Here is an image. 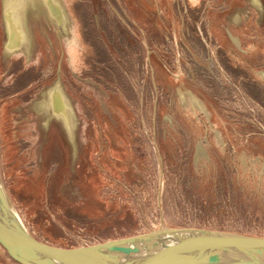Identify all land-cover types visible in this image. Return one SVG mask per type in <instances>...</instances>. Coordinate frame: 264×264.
Returning a JSON list of instances; mask_svg holds the SVG:
<instances>
[{
  "label": "rangeland",
  "instance_id": "rangeland-1",
  "mask_svg": "<svg viewBox=\"0 0 264 264\" xmlns=\"http://www.w3.org/2000/svg\"><path fill=\"white\" fill-rule=\"evenodd\" d=\"M60 2L67 36L36 5L27 57L4 53L0 0V179L27 231L61 248L173 228L264 237V105L245 88L264 96V11L250 0ZM58 82L79 122L76 156L62 122L47 130L34 108ZM0 264H15L2 248Z\"/></svg>",
  "mask_w": 264,
  "mask_h": 264
},
{
  "label": "water",
  "instance_id": "water-1",
  "mask_svg": "<svg viewBox=\"0 0 264 264\" xmlns=\"http://www.w3.org/2000/svg\"><path fill=\"white\" fill-rule=\"evenodd\" d=\"M10 203L0 179V248L16 264H264V237L198 228L56 247L32 236Z\"/></svg>",
  "mask_w": 264,
  "mask_h": 264
},
{
  "label": "bare ground",
  "instance_id": "bare-ground-1",
  "mask_svg": "<svg viewBox=\"0 0 264 264\" xmlns=\"http://www.w3.org/2000/svg\"><path fill=\"white\" fill-rule=\"evenodd\" d=\"M250 3L262 11L261 0H250ZM39 4L45 7L49 17L60 32L67 36L69 20L60 0H3V22L6 35L4 50L7 55L22 52L27 57L30 56L29 13L35 10L36 5ZM238 18L239 16L236 17V20ZM35 108L45 117L51 116L62 121L68 128L73 142L72 133L77 126V121L74 117L71 102L60 84H55L46 90L42 94L41 100L35 104ZM10 205L16 218L21 222L13 205L11 203Z\"/></svg>",
  "mask_w": 264,
  "mask_h": 264
},
{
  "label": "trees",
  "instance_id": "trees-1",
  "mask_svg": "<svg viewBox=\"0 0 264 264\" xmlns=\"http://www.w3.org/2000/svg\"><path fill=\"white\" fill-rule=\"evenodd\" d=\"M257 33L261 39L263 51H262V53H260V55H258V56L256 55L255 63L261 64V66H264V26L262 28H259ZM222 62L225 65V67L228 69L230 62L227 59H226V61L223 59ZM231 72L233 75L239 76L240 69L239 68H237L235 70L232 69ZM258 86H259L258 83L249 81L246 83L245 88H246V91L249 95H251L253 98H255L256 100H258L259 102H261L264 105V96L259 92L260 90H259ZM13 263H15V262H13Z\"/></svg>",
  "mask_w": 264,
  "mask_h": 264
},
{
  "label": "crops",
  "instance_id": "crops-1",
  "mask_svg": "<svg viewBox=\"0 0 264 264\" xmlns=\"http://www.w3.org/2000/svg\"><path fill=\"white\" fill-rule=\"evenodd\" d=\"M261 2H262V6H263V9H262V11H260V12H263L264 11V4H263V1L261 0ZM256 8V7H255ZM241 19H242V16H241ZM4 53H5V50H4ZM6 54V53H5ZM7 55V54H6ZM13 55V54H12ZM7 56H11V55H7ZM56 84H60L61 85V87L63 88V90H64V92H65V94L67 95V97H68V99L70 100V102H71V99L69 98V95H68V93L66 92V90H65V88H64V86L61 84V83H56ZM55 85V84H54ZM53 85V86H54ZM52 87V86H51ZM51 87H49V88H51ZM48 88V89H49ZM47 89V90H48ZM41 100V99H40ZM39 100V101H40ZM38 102V101H37ZM36 102V103H37ZM35 103V104H36ZM35 104H34V108H35ZM71 105H72V109H73V113H74V117H75V119H76V121H77V126H76V128L74 129V131H73V133H72V137H73V142H72V140H71V137H70V134H69V131H68V128L66 127V125L62 122V125H63V128H64V131H65V133H66V135H67V137H68V139H69V141H70V143H71V145H72V147H73V153H74V155L76 156V154H77V137H76V133H77V129H78V127H79V122H78V118H77V114H76V111H75V109H74V107H73V104H72V102H71ZM35 110H36V108H35ZM37 111V110H36ZM38 113H40V114H42L41 112H39V111H37ZM43 115V114H42ZM43 117H44V119H45V121L43 122V124H44V127L48 130V128H49V124H50V120L52 119V118H55V117H51V116H44L43 115ZM59 120V119H58ZM45 123L47 124L46 126H45Z\"/></svg>",
  "mask_w": 264,
  "mask_h": 264
},
{
  "label": "flooded vegetation",
  "instance_id": "flooded-vegetation-1",
  "mask_svg": "<svg viewBox=\"0 0 264 264\" xmlns=\"http://www.w3.org/2000/svg\"><path fill=\"white\" fill-rule=\"evenodd\" d=\"M40 69L41 68H36V67L33 66V67L27 68L25 70L26 71L25 74L28 75V77H30V80L27 83H25L26 85H25L23 91H26L28 88L32 87L33 83L37 81V78L39 77V75L41 73ZM21 80L22 79H15L13 84H12V86L16 87V86H18L20 84L22 85ZM20 93H22L21 90H19L17 93H15L14 96H17Z\"/></svg>",
  "mask_w": 264,
  "mask_h": 264
}]
</instances>
